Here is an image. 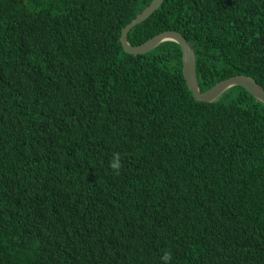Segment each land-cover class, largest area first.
Returning a JSON list of instances; mask_svg holds the SVG:
<instances>
[{"label": "trees", "instance_id": "trees-1", "mask_svg": "<svg viewBox=\"0 0 264 264\" xmlns=\"http://www.w3.org/2000/svg\"><path fill=\"white\" fill-rule=\"evenodd\" d=\"M149 1L0 0V264H264V102L124 50ZM168 27L200 89L264 88V0H161L127 39Z\"/></svg>", "mask_w": 264, "mask_h": 264}, {"label": "water", "instance_id": "water-1", "mask_svg": "<svg viewBox=\"0 0 264 264\" xmlns=\"http://www.w3.org/2000/svg\"><path fill=\"white\" fill-rule=\"evenodd\" d=\"M161 0H150L140 11L133 15L120 28V42L124 50L128 52H142L162 39H173L178 42L181 51V71L187 87L195 99L211 100L215 98L227 86L239 83L245 87L255 97L264 102V88L251 76L241 72H235L226 75L210 86L200 89L196 77L194 64V51L184 34L175 28H163L156 31L152 35L146 37L140 42L131 43L127 39V30L135 22L147 16L155 7L158 6Z\"/></svg>", "mask_w": 264, "mask_h": 264}, {"label": "clouds", "instance_id": "clouds-1", "mask_svg": "<svg viewBox=\"0 0 264 264\" xmlns=\"http://www.w3.org/2000/svg\"><path fill=\"white\" fill-rule=\"evenodd\" d=\"M183 75V74H182ZM109 167L114 172V174L119 175L120 171L123 167L121 155L119 152H114L110 161ZM172 253L169 250L163 251L162 255L160 256V260L162 264H171Z\"/></svg>", "mask_w": 264, "mask_h": 264}]
</instances>
